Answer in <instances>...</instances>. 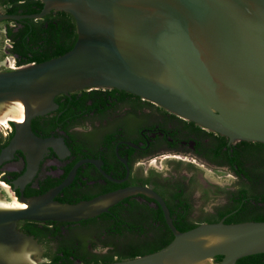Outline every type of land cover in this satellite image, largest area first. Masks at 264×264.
Listing matches in <instances>:
<instances>
[{
	"label": "water",
	"instance_id": "1",
	"mask_svg": "<svg viewBox=\"0 0 264 264\" xmlns=\"http://www.w3.org/2000/svg\"><path fill=\"white\" fill-rule=\"evenodd\" d=\"M39 1L38 13L0 12V22L61 11L74 19L76 40L56 58L0 70V117L8 109L14 130L0 148V165L13 151L23 156V172L7 182L11 190L21 192L46 148L58 158L68 153L58 139L37 137L30 123L56 108L55 97L78 90L125 91L228 141L264 144V0ZM86 162L98 168L91 160L75 163L58 185L31 198L11 200L0 188V264H39L42 246L18 229L19 222L77 223L135 194L159 205L173 239L156 252L105 264H236L264 254V221L220 220L180 232L163 200L145 188L74 204L56 201L76 166Z\"/></svg>",
	"mask_w": 264,
	"mask_h": 264
},
{
	"label": "flooded vegetation",
	"instance_id": "2",
	"mask_svg": "<svg viewBox=\"0 0 264 264\" xmlns=\"http://www.w3.org/2000/svg\"><path fill=\"white\" fill-rule=\"evenodd\" d=\"M29 3L21 0L15 8L0 7V12L25 15L24 7ZM60 12L53 10L37 20L47 28L46 17ZM23 19L0 22V34L10 27L22 28L19 22ZM7 48L0 44V57ZM54 102L56 108L34 117L30 127L41 139L61 141L68 153L58 158L50 147L46 148L21 192L19 188L11 190L7 182L23 172L22 153L8 154L0 165V188L7 198L18 200L21 195L26 199L46 192L58 185L75 163L91 160L98 162V168L88 162L78 164L69 183L54 197L56 201L74 204L135 187L159 195L180 232L220 220L239 224L264 219L263 143L228 141L150 101L116 89L78 90L58 95ZM0 125L1 148L14 130L8 122ZM151 158L164 160L165 172L146 168L145 162ZM208 173H213L216 180L211 181ZM25 222H19L18 229L28 234ZM30 224L41 236L28 235L39 243L50 241L53 246L52 254L46 255L41 264H92L96 257L97 264L109 259L116 262L128 244H155L164 234H171L173 239L159 205L138 194L89 220ZM80 232L97 238L101 246L112 247L106 255L109 259L100 258L95 244L85 245ZM63 250L70 252L67 258H63Z\"/></svg>",
	"mask_w": 264,
	"mask_h": 264
},
{
	"label": "trees",
	"instance_id": "3",
	"mask_svg": "<svg viewBox=\"0 0 264 264\" xmlns=\"http://www.w3.org/2000/svg\"><path fill=\"white\" fill-rule=\"evenodd\" d=\"M19 1L21 0H0V7L15 8ZM29 1L30 3L24 7V14H36L38 12L37 9L42 7L40 1ZM12 12L8 11L5 14ZM45 20L48 23L47 28H44L39 20L24 18L19 22L24 25L22 28L15 30L16 27H10L2 34L1 45H3V40L8 41L10 47L7 48V53L15 58L18 65L41 63L56 58L73 47L76 40V26L71 15L60 12L56 13V15L51 14L50 17L47 16ZM255 221H264V219L256 218ZM25 223L24 231L35 237L41 236L35 226L30 224V222ZM171 238V234H164L155 244L142 246L128 244L127 248L119 255L120 261L156 252L168 245L171 242ZM62 252L63 258H67L70 254L67 250H63ZM100 258L109 259L107 256ZM97 260L99 259L96 257L95 262L92 264H97ZM109 260L107 263L112 262V260ZM215 260L219 262L221 257H216ZM236 264H264V254L243 257Z\"/></svg>",
	"mask_w": 264,
	"mask_h": 264
},
{
	"label": "rangeland",
	"instance_id": "4",
	"mask_svg": "<svg viewBox=\"0 0 264 264\" xmlns=\"http://www.w3.org/2000/svg\"><path fill=\"white\" fill-rule=\"evenodd\" d=\"M2 40V34H0V41ZM2 44L3 45H9L8 41L7 40H3L2 41ZM1 58V63L2 65L5 63L6 65L9 63H12V57L8 54V53H3V55L0 57ZM6 68L4 67H0V70H5ZM5 125V124H4ZM2 127V125H0V128ZM151 161V162H150ZM147 165L146 168H153L155 171L157 172H165V167H166V164H165V161L162 160V159H158V158H151L150 160H148V162H145ZM183 171V170H181ZM210 176V179L211 181H214L216 180L215 178V175L213 173H208ZM11 200H14V198H12ZM18 201V200H17ZM81 233V237H83V242L85 243V245H87L88 243L89 244H95V250L96 252L100 255V257H103V256H106L107 254H109L111 251H113V248L108 245V244H105L103 246H101L96 240L97 238H91V237H88L89 235L86 234V233ZM39 243V242H38ZM50 241H42L41 243H39L41 246H42V249H43V252H42V256L41 258L38 260V263L41 264V263H44L45 262V256L46 255H51L52 252H53V246L49 245ZM99 245V246H97Z\"/></svg>",
	"mask_w": 264,
	"mask_h": 264
},
{
	"label": "built area",
	"instance_id": "5",
	"mask_svg": "<svg viewBox=\"0 0 264 264\" xmlns=\"http://www.w3.org/2000/svg\"><path fill=\"white\" fill-rule=\"evenodd\" d=\"M8 47H10V45H8ZM11 56V55H10ZM12 57V63H9L8 62V64L5 66V68H6V70H15V69H18V68H20V67H24V66H26V65H18L17 63H16V60H15V58L13 57V56H11ZM33 64V63H32ZM28 65V64H27Z\"/></svg>",
	"mask_w": 264,
	"mask_h": 264
},
{
	"label": "bare ground",
	"instance_id": "6",
	"mask_svg": "<svg viewBox=\"0 0 264 264\" xmlns=\"http://www.w3.org/2000/svg\"><path fill=\"white\" fill-rule=\"evenodd\" d=\"M2 114H3V117H0V120L4 119V121L3 122H0V124H5L7 122L5 118H7L8 116H10V112H9L8 109H6V110H4V112ZM0 116H2V115H0ZM15 201H17V200H15Z\"/></svg>",
	"mask_w": 264,
	"mask_h": 264
}]
</instances>
